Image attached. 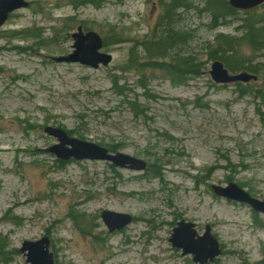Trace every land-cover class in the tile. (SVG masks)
<instances>
[{"label": "rangeland", "instance_id": "1", "mask_svg": "<svg viewBox=\"0 0 264 264\" xmlns=\"http://www.w3.org/2000/svg\"><path fill=\"white\" fill-rule=\"evenodd\" d=\"M24 1L0 27V264H26L21 244L43 238L54 264H193L169 243L180 221L209 227L221 253L208 264H264V215L211 191L233 183L264 200V7ZM79 26L101 37L108 65L52 61ZM215 62L255 80L215 83ZM46 127L147 168L60 162ZM103 211L131 223L109 233Z\"/></svg>", "mask_w": 264, "mask_h": 264}, {"label": "water", "instance_id": "2", "mask_svg": "<svg viewBox=\"0 0 264 264\" xmlns=\"http://www.w3.org/2000/svg\"><path fill=\"white\" fill-rule=\"evenodd\" d=\"M228 2L232 8L242 11L252 10L264 4V0H228ZM26 6L27 4L24 0H0V27L6 21L9 13ZM72 39V53L65 57L53 58L52 60L55 63H79L93 69L110 63L111 56L100 52L102 40L96 33L87 32L83 34L81 27H78L77 32L72 34ZM209 74L212 80L219 84L247 83L250 80H255L253 75L245 72L230 75L219 62L212 64ZM43 132L57 140L58 144L48 148L46 151L54 154L60 161H68L70 159L77 161H103L121 169L135 172L143 171L146 167L145 162L142 160L121 153L110 154L105 148L70 138L60 129L46 127ZM211 190L217 197L248 205L254 212L264 215V200L251 197L233 183L225 187L212 185ZM101 217L109 232L120 230L131 221L128 215L109 211H103ZM169 242L173 248L180 249L182 255H191L195 264H207L220 255L219 244L211 236L209 227L205 228L202 236H197L193 224L181 221L173 229ZM20 253H26L27 264H54L52 254L48 252V241L46 239L36 242H23Z\"/></svg>", "mask_w": 264, "mask_h": 264}, {"label": "trees", "instance_id": "3", "mask_svg": "<svg viewBox=\"0 0 264 264\" xmlns=\"http://www.w3.org/2000/svg\"><path fill=\"white\" fill-rule=\"evenodd\" d=\"M70 2L72 3V4H78V5H83V4H90V3H92V1L91 0H70ZM218 3H219V6H220V11L223 13V15L225 16L227 13H229V12H233V9L229 6V4H228V1L227 0H218ZM263 7H264V5H263ZM250 30H251V28H249ZM149 55V57L151 58V57H153V56H155V55H150V54H148ZM223 65H224V67L229 71V72H237L238 70H242L243 69V66H240V67H233V66H229L227 63H222ZM191 66L192 65H190L189 64V66H185L184 64H183V66H182V64L180 65V66H178V67H175L174 69H175V71H178L177 73L178 74H182V72H185V73H187V72H189V74H191V73H193V70L191 71ZM237 69V70H236ZM247 72L249 73V72H251V73H253L254 71L253 70H251V69H248L247 68ZM68 135H70L69 134V132H68ZM109 150V149H108ZM113 152V151H115L114 150V148H110V150H109V152ZM8 253H6V252H4V247H3V245L2 244H0V261L2 260V258L5 256V255H7ZM3 261V260H2Z\"/></svg>", "mask_w": 264, "mask_h": 264}, {"label": "flooded vegetation", "instance_id": "4", "mask_svg": "<svg viewBox=\"0 0 264 264\" xmlns=\"http://www.w3.org/2000/svg\"><path fill=\"white\" fill-rule=\"evenodd\" d=\"M103 224H104V222H103ZM105 225V224H104ZM106 227V226H105ZM172 234V233H171Z\"/></svg>", "mask_w": 264, "mask_h": 264}]
</instances>
